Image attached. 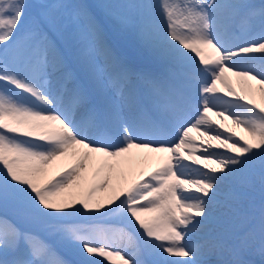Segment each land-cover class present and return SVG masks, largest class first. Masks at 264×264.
Wrapping results in <instances>:
<instances>
[{"label":"snow or ice","instance_id":"obj_1","mask_svg":"<svg viewBox=\"0 0 264 264\" xmlns=\"http://www.w3.org/2000/svg\"><path fill=\"white\" fill-rule=\"evenodd\" d=\"M117 262L264 264V0H0V264Z\"/></svg>","mask_w":264,"mask_h":264},{"label":"bare ground","instance_id":"obj_2","mask_svg":"<svg viewBox=\"0 0 264 264\" xmlns=\"http://www.w3.org/2000/svg\"><path fill=\"white\" fill-rule=\"evenodd\" d=\"M97 1V0H96ZM58 2H60V0H58ZM69 2V0H68ZM88 2H92L95 3V0H88ZM104 2L106 3H110L108 0H104ZM116 2H119V0H117ZM115 2V3H116ZM253 3H259L260 0H252ZM98 3V2H97ZM114 29L112 28L110 31L111 35H114L115 42L116 43H111V45L114 47V49L117 51V53L129 64V66L134 67V68H153L156 65V61L155 58L153 56V54L151 52H149L146 48H144L139 42L138 40L131 34V33H116V35L113 33ZM127 41V44L125 42H121V41ZM114 42V41H112ZM124 46H126L127 48H125ZM135 50V52H134ZM69 58L71 59V55L69 54ZM233 86L237 87L238 89V85L235 82V78H233ZM239 90V89H238ZM190 135L192 136H196L197 139H199L198 134L193 131L192 133H190ZM139 157V160L142 162H138L135 166V176H130L129 177V182H131V180L133 178L139 177V175L141 173H147L150 172L152 170H154L160 163V160L158 158V154H137ZM149 157L148 159L144 160L143 157ZM72 163H74V161H72ZM62 169L57 167V166H53L52 168L49 169V171L47 172V175L44 177V179H51L53 176L56 175L57 172L61 171ZM89 176V180L91 182V170L88 173ZM97 182H99V180H97ZM259 190V185L257 184V192ZM103 195V194H100ZM66 258L68 259H72V257L67 256ZM144 260H148L149 257H147L146 255L141 257ZM169 260L174 259L172 257H168ZM258 259V257H257ZM118 264V262H117Z\"/></svg>","mask_w":264,"mask_h":264},{"label":"rangeland","instance_id":"obj_3","mask_svg":"<svg viewBox=\"0 0 264 264\" xmlns=\"http://www.w3.org/2000/svg\"><path fill=\"white\" fill-rule=\"evenodd\" d=\"M110 3H115L117 0H108ZM29 2L30 3H32V2H34V0H29ZM50 2H52V3H61V2H68V0H60V2H58V0H50ZM106 3V2H104V0H95V3ZM114 29V31H113V33L116 35V33H118V32H120V33H123V32H121V31H119L118 29H115V28H113ZM117 40V39H116ZM109 41H110V43H116V42H112L110 39H109ZM121 42H125L126 44H127V41L126 40H124V41H121ZM121 45H123V44H121ZM124 46V45H123ZM125 48H127L126 46H124ZM65 50H66V52H67V54L69 55H71V57L73 56V49H72V47H71V44L69 43V44H67L66 46H65ZM134 52H135V50H134ZM86 215H87V213H86Z\"/></svg>","mask_w":264,"mask_h":264}]
</instances>
